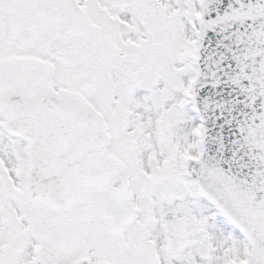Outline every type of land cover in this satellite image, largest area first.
<instances>
[{"label": "snow or ice", "instance_id": "1", "mask_svg": "<svg viewBox=\"0 0 264 264\" xmlns=\"http://www.w3.org/2000/svg\"><path fill=\"white\" fill-rule=\"evenodd\" d=\"M0 264H264V0H0Z\"/></svg>", "mask_w": 264, "mask_h": 264}]
</instances>
